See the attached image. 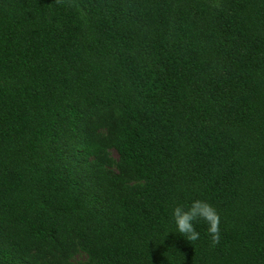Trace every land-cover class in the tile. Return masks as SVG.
<instances>
[{"label": "trees", "instance_id": "16d2710c", "mask_svg": "<svg viewBox=\"0 0 264 264\" xmlns=\"http://www.w3.org/2000/svg\"><path fill=\"white\" fill-rule=\"evenodd\" d=\"M0 264H264V0H0Z\"/></svg>", "mask_w": 264, "mask_h": 264}, {"label": "clouds", "instance_id": "9594fccd", "mask_svg": "<svg viewBox=\"0 0 264 264\" xmlns=\"http://www.w3.org/2000/svg\"><path fill=\"white\" fill-rule=\"evenodd\" d=\"M203 222L211 243L215 245L221 237V217L219 211L209 201L194 198L190 203H176L171 207L170 223L174 231L188 242L197 241L200 232L197 225Z\"/></svg>", "mask_w": 264, "mask_h": 264}]
</instances>
